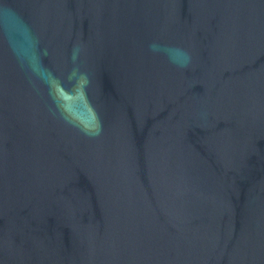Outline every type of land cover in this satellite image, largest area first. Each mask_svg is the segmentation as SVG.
Returning a JSON list of instances; mask_svg holds the SVG:
<instances>
[{
	"label": "water",
	"instance_id": "water-1",
	"mask_svg": "<svg viewBox=\"0 0 264 264\" xmlns=\"http://www.w3.org/2000/svg\"><path fill=\"white\" fill-rule=\"evenodd\" d=\"M0 264H264V0H0Z\"/></svg>",
	"mask_w": 264,
	"mask_h": 264
}]
</instances>
